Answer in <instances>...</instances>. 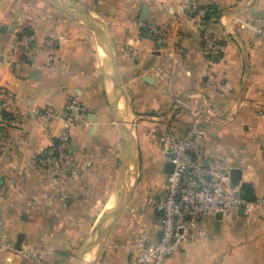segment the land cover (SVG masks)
I'll return each mask as SVG.
<instances>
[{
	"label": "crops",
	"instance_id": "crops-1",
	"mask_svg": "<svg viewBox=\"0 0 264 264\" xmlns=\"http://www.w3.org/2000/svg\"><path fill=\"white\" fill-rule=\"evenodd\" d=\"M68 1L74 7L64 10L48 0H0V88L15 96L14 113L4 116L0 108V264H22L16 255L22 247L39 251L44 264H74L120 198L128 150L138 166L130 198L81 264H128L139 240L158 241L161 221L153 203L164 194L170 161L157 136L167 129L183 134L190 109L201 113L205 149L241 169L233 186L240 192L249 183L256 196L264 194V0ZM185 6L182 52L172 58L152 34L142 35V27L166 24ZM83 9L111 38L116 94L111 62L81 19ZM26 23L33 31L29 58L15 48ZM204 33L221 42L219 56L205 50ZM176 97L186 105L169 117ZM68 99L83 110L70 128L73 167L63 173L55 141ZM200 224L206 238L184 243L162 264H264V217L234 209Z\"/></svg>",
	"mask_w": 264,
	"mask_h": 264
},
{
	"label": "built area",
	"instance_id": "built-area-1",
	"mask_svg": "<svg viewBox=\"0 0 264 264\" xmlns=\"http://www.w3.org/2000/svg\"><path fill=\"white\" fill-rule=\"evenodd\" d=\"M187 6L181 14L170 22L158 27H149L158 43L167 48V55L175 58L182 49L178 45V30L182 19H187ZM203 10L199 14H203ZM264 32V29H263ZM32 39L22 34L15 48L21 55H32ZM203 46L207 53L216 57L223 51L219 40L204 33ZM15 96L12 91L0 88V108L5 113H14ZM185 99L176 97L169 117L185 106ZM83 105L75 99H68L63 108L64 125L55 147L57 168L66 173L73 167V154L69 151L70 128L76 122ZM191 122L183 134L159 133L157 141L161 150L169 158L173 170L167 174L164 194L153 207L160 215L161 236L156 242L141 239L137 242L139 253L128 264H162L184 243H198L207 233L201 227V220L207 215H229L234 209H241L246 217H264V194L248 200L241 196L236 187L231 186L230 172L222 159L205 149L206 130L201 121V113L190 109ZM46 117L53 116L51 111ZM22 264H44L42 254L32 248L16 250Z\"/></svg>",
	"mask_w": 264,
	"mask_h": 264
},
{
	"label": "water",
	"instance_id": "water-1",
	"mask_svg": "<svg viewBox=\"0 0 264 264\" xmlns=\"http://www.w3.org/2000/svg\"><path fill=\"white\" fill-rule=\"evenodd\" d=\"M48 1L52 3L53 5H57L59 8L64 9V10H68L69 8L74 7L72 2L68 0H48ZM146 11H147V7H146V4H144L142 8V13H141V21H144L146 19V15H147ZM82 15L84 16H82L81 19L95 32L101 45L104 47L105 51L107 52L108 58L111 62V73H110L111 83L113 86V90L116 94L120 90V84H119V79L117 75V57H116L115 51L111 43V38L108 32L106 31L107 29L105 28V26L102 23H99L98 20H96L93 16H91L90 12L87 9H83ZM120 124H121V128L124 130L123 127L125 123L123 124L120 123ZM122 136H123V139L125 140L126 134L124 131H122ZM172 170H173V165L172 163H169L166 166V172L169 173ZM130 171L133 172L135 176H137L138 166L134 160V154L133 152H131V150H128L123 157L121 173H120V178H119V183H118L120 187V198L118 199L112 211L105 214L104 217H102V219L97 223L96 229L98 228V226L102 225L101 223L103 222H108V223L100 227L98 231H96V233L92 235V237H90L80 247L76 255V258L74 260V264H81L82 261L84 260L86 253L89 252L90 249L94 248L95 245L103 241V238L110 232L115 221L121 214L122 210L124 209L125 205L127 204L130 198L131 191L134 186V182L128 185V187L126 186L127 175L129 174ZM230 175H231V179L234 185H237L241 177V169H238L236 167L232 168L230 170ZM217 217L221 218L222 217L221 213L217 214Z\"/></svg>",
	"mask_w": 264,
	"mask_h": 264
},
{
	"label": "trees",
	"instance_id": "trees-1",
	"mask_svg": "<svg viewBox=\"0 0 264 264\" xmlns=\"http://www.w3.org/2000/svg\"><path fill=\"white\" fill-rule=\"evenodd\" d=\"M29 34V35H32L33 34V31L31 30L29 24H24L22 26V29H21V32L18 34V37H17V40L16 41H19V37L22 35V34ZM142 35L143 36H151V32H150V29L147 28V27H142ZM4 116H7V114L9 113H3ZM58 144V139L55 141V147L57 146ZM55 154H56V151H55ZM240 194L242 197L248 199V200H255L256 198V195H255V192H254V188L251 184L249 183H242L241 186H240Z\"/></svg>",
	"mask_w": 264,
	"mask_h": 264
},
{
	"label": "rangeland",
	"instance_id": "rangeland-1",
	"mask_svg": "<svg viewBox=\"0 0 264 264\" xmlns=\"http://www.w3.org/2000/svg\"><path fill=\"white\" fill-rule=\"evenodd\" d=\"M166 132H167V133H174V131H172V130H168V129L162 131L161 133H166ZM176 134H177V133H176ZM166 156H167V155H166ZM167 157H168V156H167ZM220 159H221V157H220ZM222 160H223V159H222ZM223 162L225 163V165H226V167H227V170L230 172V170H231V169H230V166H231V165H230L227 161H224V160H223ZM130 172H131V171H130ZM130 172H129V174L127 175V178L131 180V184H132L133 181H134V174H133L132 172H131V173H130ZM230 185L233 186L232 181H231ZM213 216H214V215H207V216H205V218L210 217L211 219H213ZM203 226H204V227L206 226V225L204 224V221H203Z\"/></svg>",
	"mask_w": 264,
	"mask_h": 264
},
{
	"label": "bare ground",
	"instance_id": "bare-ground-1",
	"mask_svg": "<svg viewBox=\"0 0 264 264\" xmlns=\"http://www.w3.org/2000/svg\"><path fill=\"white\" fill-rule=\"evenodd\" d=\"M100 21H101V20H100ZM106 54H107V53H106ZM106 56H107V55H106ZM102 60L106 61V60L103 59V58H102ZM106 63H107V61H106ZM103 65H104V64H103ZM108 66H109V65H108ZM109 68H110V67H109ZM115 199H116V198H115ZM111 203H112V201H111ZM112 204H113V203H112ZM105 209H107V208H105ZM101 215H102V214H101ZM98 219H99V218H98ZM103 223H104V222H103ZM100 227H101V226H100ZM93 231H94V230H93ZM97 231H98V230H97ZM92 249H94V248H92ZM90 253H91V252H90ZM97 254H98V253H97ZM92 256H93V255H92ZM92 256H91V258H92ZM94 256H95V254H94ZM91 258H90V259H91ZM85 260L88 261V258H86ZM92 260H93V259H92ZM86 263H88V262H86Z\"/></svg>",
	"mask_w": 264,
	"mask_h": 264
}]
</instances>
